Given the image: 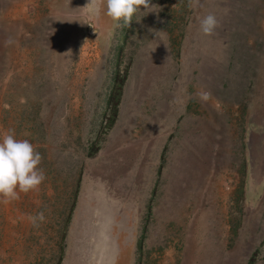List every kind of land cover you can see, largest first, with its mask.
I'll return each mask as SVG.
<instances>
[{"label":"rangeland","instance_id":"rangeland-1","mask_svg":"<svg viewBox=\"0 0 264 264\" xmlns=\"http://www.w3.org/2000/svg\"><path fill=\"white\" fill-rule=\"evenodd\" d=\"M88 2L0 0V138L46 177L0 203V264H264V0Z\"/></svg>","mask_w":264,"mask_h":264},{"label":"clouds","instance_id":"clouds-1","mask_svg":"<svg viewBox=\"0 0 264 264\" xmlns=\"http://www.w3.org/2000/svg\"><path fill=\"white\" fill-rule=\"evenodd\" d=\"M102 2L103 0H89L84 6L87 8V15L98 16ZM194 5L198 6L199 0H189V7ZM151 6L150 0H106L105 14L115 22L117 27L121 26V21L126 27L131 22L133 15L140 12L142 7L147 9ZM218 23L215 15L204 16L199 22L201 33L206 36L212 35L218 27ZM5 43H12L11 38ZM201 99L207 100L208 97L201 94ZM41 161V154L28 140L16 139L14 130L3 133L0 138V203L9 204L18 200L20 193L27 194L39 189L40 184L46 178L43 170L38 167ZM29 220L33 227L38 228L40 222L45 220L44 213L40 212L35 216H30Z\"/></svg>","mask_w":264,"mask_h":264}]
</instances>
